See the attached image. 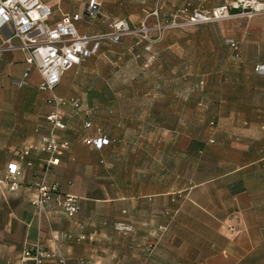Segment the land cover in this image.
Returning <instances> with one entry per match:
<instances>
[{
    "label": "crops",
    "instance_id": "crops-1",
    "mask_svg": "<svg viewBox=\"0 0 264 264\" xmlns=\"http://www.w3.org/2000/svg\"><path fill=\"white\" fill-rule=\"evenodd\" d=\"M43 1L52 7L53 21H59L67 13L85 14L90 0ZM103 3L102 0V7ZM102 15L101 10L99 16ZM90 19L93 18L85 15L78 21L79 32L101 33L91 25ZM25 59L23 51L0 57V102L6 87H15L18 81L28 91L26 98L17 97L22 106L12 111L15 121L9 129L0 128L11 135L0 139V264H34V260L24 259L25 249L32 244L57 250L66 264H170V261L184 264L186 260L189 264H245L248 261L256 240L261 239L259 235L256 239L254 231L262 229L256 219L262 193L254 185L264 182V74L253 70L255 79H250L249 73L242 83L247 91L246 108L235 104L242 101L235 83L231 93H224L220 101L227 105L216 116L215 135L209 128L200 130L195 121L179 125L175 129L176 140L147 144L143 167L134 142L128 191L106 193L105 174H98L97 195H76L81 207L75 217L69 218L54 203L38 214L32 204L38 195L36 181L47 174L51 183H59L63 193L75 195L80 179L74 172L75 161L85 165V151L90 148L115 151L118 142L97 125L82 128L75 138L70 134L68 118V127L62 132L70 136L71 146L60 156L58 164L48 167L50 155L38 149L32 150L26 161H20L18 157L25 146L40 143L48 129L46 116L53 110L51 94L39 87L41 76L37 69L26 76ZM257 65L264 66V60ZM2 114L4 111H0ZM98 128L111 140L103 149L84 142L85 136H97ZM212 137L216 142H211ZM13 162L21 169L16 190H11L4 181ZM111 201L113 205L108 204ZM119 223L129 225L131 231H119L116 227ZM49 264L59 263L55 259Z\"/></svg>",
    "mask_w": 264,
    "mask_h": 264
},
{
    "label": "rangeland",
    "instance_id": "rangeland-1",
    "mask_svg": "<svg viewBox=\"0 0 264 264\" xmlns=\"http://www.w3.org/2000/svg\"><path fill=\"white\" fill-rule=\"evenodd\" d=\"M103 1V15L89 20L97 32L111 31L120 20L129 21L134 32L119 42L106 38L101 51L67 72L55 90L59 97L80 100L78 113L64 108L66 123L71 119L72 136L77 138L89 120L92 127L104 128L118 142L115 151H85V165L75 161L74 172L80 178L75 195L79 197L97 195L98 174L103 172L106 193L128 191L134 142L143 167L147 144L176 140L179 125L195 121L200 130L209 128L215 135L216 116L227 105L220 101L224 93H231L235 83L236 92L242 95V101L235 104L246 108L247 91L242 83L249 73L250 79H255L253 70L264 74V68L257 65L264 60V15L195 22L192 13L196 9L211 10L230 0ZM228 39L237 41L238 50L228 45ZM27 92L21 81L6 87L1 94L0 111L4 114L0 115V128L9 129L15 121L12 111L22 106L17 97L26 98ZM45 93L52 96V92ZM25 129L29 130L27 126ZM7 132L0 131V139L11 136ZM61 137L71 139L65 132ZM254 188L262 193L256 215L262 229L254 231L256 239L258 235L261 239L256 240L245 264H264V182Z\"/></svg>",
    "mask_w": 264,
    "mask_h": 264
},
{
    "label": "built area",
    "instance_id": "built-area-1",
    "mask_svg": "<svg viewBox=\"0 0 264 264\" xmlns=\"http://www.w3.org/2000/svg\"><path fill=\"white\" fill-rule=\"evenodd\" d=\"M101 10L102 0H90L85 14L67 13L59 21H53V9L43 0H0V57L5 53L23 51L26 54V76L37 69L41 76L40 89L52 92L50 101L53 110L46 116L48 132L42 135L40 143L27 145L21 150L18 157L20 161H26L31 151L38 149L50 155L48 167L59 163L60 156L71 146L69 139L61 137L62 131L67 128L64 108L78 113L81 107L79 99H65L55 94L64 74L85 59L96 55L106 38L119 42L122 37L134 32L129 21L120 20L111 31L93 35L81 34L77 26L78 21L85 15L98 17ZM258 14L264 15V0H230L229 3L211 10L196 9L192 13V19L195 22H212L241 15L253 17ZM227 42L232 49L238 50L235 39H228ZM84 126L91 128L92 122L86 120ZM97 131V136H85L84 142L103 149L111 140L103 135L101 128ZM20 175L18 163H10L4 181L10 185L11 190L19 187ZM35 186L38 195L32 200V204L38 214L50 203H54L60 213L69 218L75 217L79 212L80 199L71 193H63L59 183H51L47 174L36 181ZM116 227L122 232L131 231V227L124 223H119ZM232 230H235V227H232ZM24 259H32L34 264H49L56 259L59 264H66L57 250H48L37 244L29 245L25 249Z\"/></svg>",
    "mask_w": 264,
    "mask_h": 264
}]
</instances>
